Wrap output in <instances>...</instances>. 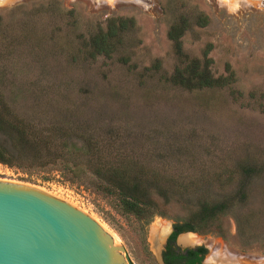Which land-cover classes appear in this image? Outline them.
Instances as JSON below:
<instances>
[{"label":"rangeland","instance_id":"374dc122","mask_svg":"<svg viewBox=\"0 0 264 264\" xmlns=\"http://www.w3.org/2000/svg\"><path fill=\"white\" fill-rule=\"evenodd\" d=\"M11 1L0 5V86L15 113L43 125L78 123L97 138L112 128L115 138L101 150L112 154L125 147L182 179L213 182V171L236 178L240 166L258 168L238 208L259 209L253 233L239 234L226 214L223 235L190 231L197 241L186 245L206 247L201 264H264V112L247 96L251 90L264 94V0ZM13 5L15 10H6ZM181 15L187 18L182 51L200 60L205 53L215 75L232 70L244 104L227 87L188 91L157 79L178 62L167 27ZM198 15L206 21L200 23ZM109 16L133 18L121 33L122 44L110 56L81 59L74 51L77 36L103 27ZM24 156L22 165L0 162V175L37 185L98 219L118 238L127 264H163L165 237L184 213L179 203L164 204L142 222L121 214L90 171L72 181ZM158 221L168 222V230L152 240L150 229ZM181 233L174 238L177 247L186 246Z\"/></svg>","mask_w":264,"mask_h":264},{"label":"trees","instance_id":"16d2710c","mask_svg":"<svg viewBox=\"0 0 264 264\" xmlns=\"http://www.w3.org/2000/svg\"><path fill=\"white\" fill-rule=\"evenodd\" d=\"M14 7L6 10H15ZM197 19L200 23L206 21V17L203 20L200 15ZM132 25L133 18L130 16H109L103 27L96 25L86 36L78 35L74 51L81 59L110 56L122 44L121 33ZM186 26L187 18L181 15L167 27L178 62L170 72L158 74L157 79L165 86L188 91L227 87L232 98L244 104L241 92L233 87L235 77L232 70L215 75L205 53L200 60L188 57L182 51L179 37ZM3 47L7 50V45ZM4 56L0 53V59ZM121 59L125 60L122 56ZM153 67L155 71L159 68L157 61ZM2 73L3 70H0V85ZM247 96L249 102H254V107L264 112L262 92L256 94L251 90ZM39 123L18 116L6 103L0 86V162L9 166L22 165L24 155H27L31 165L57 170L61 176L67 175L72 181L88 170L100 180L96 187L115 199L114 204L121 214H131L142 222L159 213L164 204L179 203L184 213L171 223V232L161 251L164 264H201L206 252L204 245L180 249L173 239L183 231H214L223 235V217L226 214L233 216L239 234L253 233L259 209L245 207L241 210V206L248 196V178L256 174L258 168L240 166L236 178L213 171V182L200 183L196 179H182L147 165L143 158L125 147L114 149L112 154L110 149L101 150V146L112 144L115 138L112 128L106 130L105 136L97 138L78 123ZM229 186L231 188L227 192ZM208 187L218 192L212 195Z\"/></svg>","mask_w":264,"mask_h":264},{"label":"water","instance_id":"95a60500","mask_svg":"<svg viewBox=\"0 0 264 264\" xmlns=\"http://www.w3.org/2000/svg\"><path fill=\"white\" fill-rule=\"evenodd\" d=\"M123 254L87 212L37 185L0 175V264H127Z\"/></svg>","mask_w":264,"mask_h":264},{"label":"bare ground","instance_id":"6f19581e","mask_svg":"<svg viewBox=\"0 0 264 264\" xmlns=\"http://www.w3.org/2000/svg\"><path fill=\"white\" fill-rule=\"evenodd\" d=\"M12 2L11 0H0V5L5 3V2ZM111 1H114V0H111ZM130 1H136V2H140V0H130ZM226 1V0H225ZM106 231H108L111 235H112V232L110 231L109 228H107L102 222H100L98 219L94 218ZM168 230V222H161V221H158L156 223H154L152 226H151V229H150V232H151V236H152V240H154L155 238L158 237V235L160 236L162 233H164L165 231ZM186 234H183L181 236V243H184L185 245L188 244V243H193V242H196V238H195V235L192 234L190 231L188 232H184ZM188 233V234H187ZM113 239L114 240H118L117 237H115L114 235H112ZM161 241V240H160ZM159 245V244H157ZM159 248V247H158ZM209 258H212L211 256L208 257Z\"/></svg>","mask_w":264,"mask_h":264},{"label":"flooded vegetation","instance_id":"af4514ba","mask_svg":"<svg viewBox=\"0 0 264 264\" xmlns=\"http://www.w3.org/2000/svg\"><path fill=\"white\" fill-rule=\"evenodd\" d=\"M170 232H171V228H170L169 232L167 233V235H166V237H165L164 245H165V243L167 242V239H168V237H169ZM186 232H188V231H186ZM182 233H184V232H182ZM182 233H181V234H182ZM169 242H171V240H170ZM173 243H174V239H173ZM164 245H163V247H164ZM179 248L182 249L181 247H179Z\"/></svg>","mask_w":264,"mask_h":264}]
</instances>
